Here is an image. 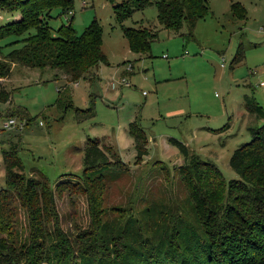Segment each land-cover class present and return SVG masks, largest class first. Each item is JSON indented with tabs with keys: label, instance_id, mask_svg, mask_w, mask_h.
<instances>
[{
	"label": "rangeland",
	"instance_id": "rangeland-1",
	"mask_svg": "<svg viewBox=\"0 0 264 264\" xmlns=\"http://www.w3.org/2000/svg\"><path fill=\"white\" fill-rule=\"evenodd\" d=\"M231 1L244 8L243 19L230 16ZM207 3L208 14L190 31L183 23L177 33L160 26L154 5L133 10L122 22L115 20L107 0H72V16H58L60 9H52L48 20L52 30L67 25L71 17L72 29L80 34L92 20L97 21L106 60L99 65L97 84L88 85L85 79H79L75 87L61 75L55 78L56 70L12 65L6 83L11 98L8 103H0V187L4 183L1 152L11 144L17 145L25 176L44 177L53 189L58 180L76 181L74 176L81 174V147L87 137L104 139L105 144V140L116 141L118 148L107 145L115 148L127 167L119 177L115 176L117 171L108 174L102 203L106 210L95 217L94 223L84 194H55L54 227L72 250L66 264L83 263L76 258L77 248L87 235L117 232L134 220L133 227L144 234L143 227L159 223L157 214L153 218L151 213L142 214L146 200L178 207L185 200L186 191L176 174L184 157L171 140L182 143L200 159L213 162L226 182L238 179L229 159L236 148L250 141L249 127L264 123V117L256 120L244 107L245 102L250 103L264 114V0ZM3 9L0 25L18 15ZM137 27L156 34L149 52L142 55L128 49L122 34L123 28ZM238 47L240 56L232 63ZM8 50L10 47L4 49ZM121 78L129 85H121ZM66 83L76 108H86L88 94L92 93L93 116L77 117L71 109L64 114L56 108V90ZM9 118L15 119L16 125L7 128L4 122ZM132 122L139 124L147 137L146 155L138 162L127 134ZM162 164L169 170L168 176L159 169ZM137 187H141L142 197L135 191ZM221 195L218 203L224 205L225 192ZM129 204L139 213L130 212ZM183 210L187 218L184 224L194 229L197 216L189 203ZM15 221L11 242L18 246L27 241L29 233L27 214L20 206ZM197 253L190 248L184 253L183 263L195 264Z\"/></svg>",
	"mask_w": 264,
	"mask_h": 264
},
{
	"label": "trees",
	"instance_id": "trees-1",
	"mask_svg": "<svg viewBox=\"0 0 264 264\" xmlns=\"http://www.w3.org/2000/svg\"><path fill=\"white\" fill-rule=\"evenodd\" d=\"M107 1L117 22L130 16L133 10L154 5L160 26L174 33L183 23L190 31L197 20L209 12L208 0ZM0 7L18 13L12 21L0 25V103H8L11 98L6 83L12 65L56 70L55 78L61 75L67 83L77 84L79 79H85L89 85L99 82L98 67L106 60L101 51V29L97 21L92 20L80 34L72 29L71 17L67 25L62 24L55 30L48 24L50 11L58 8V16L64 15L71 10L72 0H0ZM229 13L234 19L245 17L239 2H230ZM122 34L128 49L135 54L149 52L156 36L138 27L123 28ZM14 45L16 47L12 48ZM6 47H10L7 52ZM235 55L232 63L239 58L240 47ZM67 83L56 90V108L64 114L71 109L77 117L93 116L92 93L86 108H76ZM251 105L245 102L247 112L256 120L262 119V109ZM80 120L78 118V122ZM249 132L250 141L236 148L229 159V167L238 179L228 182L213 162L200 159L182 143L171 140L184 157L176 174L186 191L185 200L179 207L146 200L142 214L151 213L152 218L157 214L155 220L159 223L143 227L144 234L133 227L134 220L117 232L87 235L77 248V260H82L81 264L96 261L97 264H184V253L191 248L198 252L194 256L195 264H264V123L249 127ZM128 135L135 148V162L141 161L146 155L147 137L135 122L128 125ZM81 152L82 170L79 176H74L76 181L58 180L53 189L44 177L25 176L16 144L2 150L0 264L68 263L72 250L54 227L57 221L55 194L59 196L66 191L84 194L93 223L97 215L105 213L102 203L108 174L117 171L115 176L121 175L127 167L114 147L96 138L87 137ZM159 169L168 176L169 170L163 164ZM135 191L143 196L141 187ZM223 191L226 202L221 205L218 202ZM187 203L197 216L194 229L184 224L187 218L183 208ZM19 206L27 214L29 233L27 241L15 246L11 238ZM127 207L130 212L139 213L133 204ZM162 213L164 217L160 219ZM97 227L95 224L94 229Z\"/></svg>",
	"mask_w": 264,
	"mask_h": 264
},
{
	"label": "built area",
	"instance_id": "built-area-1",
	"mask_svg": "<svg viewBox=\"0 0 264 264\" xmlns=\"http://www.w3.org/2000/svg\"><path fill=\"white\" fill-rule=\"evenodd\" d=\"M82 6H84V2H82ZM66 14H67V16H68V15H71V16H72L71 11H68ZM1 19H2V16L0 15V20H1ZM127 69H128L129 72L131 71V68H130L129 66L127 67ZM118 82H119L121 85H124V86H128V85H129L125 78H121ZM75 85H76V84H75ZM110 87H111V89H114V87H115V83H114V82H111V83H110ZM15 125H16V120L13 119V118H9V119H7V121L4 123V126L7 127V128H8V127H13V126H15Z\"/></svg>",
	"mask_w": 264,
	"mask_h": 264
},
{
	"label": "crops",
	"instance_id": "crops-1",
	"mask_svg": "<svg viewBox=\"0 0 264 264\" xmlns=\"http://www.w3.org/2000/svg\"><path fill=\"white\" fill-rule=\"evenodd\" d=\"M142 55V54H141ZM99 68V67H98ZM98 71H99V69H98ZM98 71H97V75H98ZM129 73H131V71L130 72H128V74ZM99 77V76H98ZM119 84V83H118ZM89 85V84H88ZM120 85V84H119ZM75 87L77 86V84L76 85H74ZM111 88V87H110ZM88 96H89V94H88ZM87 103H88V101H87ZM7 120H5V122H6ZM4 122V123H5ZM127 134H128V129H127ZM85 141V140H84ZM102 142H104V139L102 140ZM105 142H106V144H112V145H114V147H116V148H118L119 146H117V142L116 141H113V140H105ZM83 144H84V142H83ZM82 148V147H81ZM1 159H2V157H1ZM2 165H3V163H2ZM3 181H4V170H3ZM1 188V187H0Z\"/></svg>",
	"mask_w": 264,
	"mask_h": 264
}]
</instances>
